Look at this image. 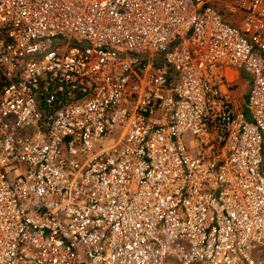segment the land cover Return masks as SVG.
Returning a JSON list of instances; mask_svg holds the SVG:
<instances>
[{"label": "built area", "instance_id": "obj_1", "mask_svg": "<svg viewBox=\"0 0 264 264\" xmlns=\"http://www.w3.org/2000/svg\"><path fill=\"white\" fill-rule=\"evenodd\" d=\"M0 264H264V0H0Z\"/></svg>", "mask_w": 264, "mask_h": 264}, {"label": "rangeland", "instance_id": "obj_2", "mask_svg": "<svg viewBox=\"0 0 264 264\" xmlns=\"http://www.w3.org/2000/svg\"><path fill=\"white\" fill-rule=\"evenodd\" d=\"M231 19L233 20L234 18H231ZM249 80L250 79L247 74H244L242 71L241 72L239 71L238 79H237L238 85L233 92L238 93L241 100H244V95H245L244 93L246 90V86H248Z\"/></svg>", "mask_w": 264, "mask_h": 264}, {"label": "crops", "instance_id": "obj_3", "mask_svg": "<svg viewBox=\"0 0 264 264\" xmlns=\"http://www.w3.org/2000/svg\"><path fill=\"white\" fill-rule=\"evenodd\" d=\"M228 73H229V75H232L233 74L232 71H229Z\"/></svg>", "mask_w": 264, "mask_h": 264}]
</instances>
